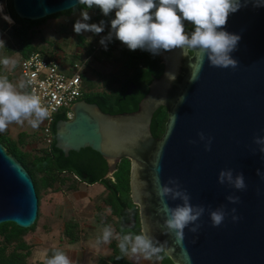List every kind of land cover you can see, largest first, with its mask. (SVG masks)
Wrapping results in <instances>:
<instances>
[{"label": "water", "instance_id": "obj_1", "mask_svg": "<svg viewBox=\"0 0 264 264\" xmlns=\"http://www.w3.org/2000/svg\"><path fill=\"white\" fill-rule=\"evenodd\" d=\"M78 4V0H13L16 13L29 20ZM185 30L189 35L194 31ZM225 30L241 37L230 53L239 63L236 68L211 66L205 57L198 80L190 82L189 63H195V51L186 56L179 48L163 51L164 72L150 84L138 109L113 114L82 98L72 105L71 117L56 123V147L66 156L69 151L91 148L107 160L108 175L122 158L131 160L129 183L141 209L142 231L164 246L173 264H264V176L257 175V169L264 173V153L254 143L256 136L264 137V6L249 2L230 14ZM167 72H175V82H169ZM134 88L131 84L127 94ZM181 95L183 102H179ZM161 105L169 108V118L166 131L156 138L150 123ZM200 132L212 138L211 151L205 149ZM6 150L0 141V224L12 221L28 228L38 217L39 197L31 174ZM223 169H233L234 176L242 172L247 188L220 184ZM157 175L161 184L169 177L178 178L191 203L206 209L198 221L200 230L193 233L191 225L185 228L182 244L148 217L150 203L140 202L144 194L153 197L163 225L165 217L158 212L155 192ZM145 186L150 189L145 191ZM228 195L239 196L240 202L230 203ZM168 203L175 207L182 201L169 199ZM221 205L228 215L214 227L210 211ZM232 208L239 220L232 219Z\"/></svg>", "mask_w": 264, "mask_h": 264}, {"label": "trees", "instance_id": "obj_2", "mask_svg": "<svg viewBox=\"0 0 264 264\" xmlns=\"http://www.w3.org/2000/svg\"><path fill=\"white\" fill-rule=\"evenodd\" d=\"M0 8H2L0 20L3 21L5 32L9 35V39L5 42L8 45L5 48L18 52L20 61L32 52H38L45 58L66 63L65 51L56 45V36L45 33L48 25L55 19L62 17L68 19L78 12L88 11L90 24L103 22V32L95 34L87 31V36L72 30V25L76 23L73 19L70 22L57 23V31L52 30L51 27L49 30L55 35L65 33L68 37L72 35L71 38H75L76 58L87 60L82 73L83 85L78 100L83 98L88 102L97 103L105 112L118 114L138 109L140 101L149 93L150 84L164 72L165 66L161 59L163 51L153 55L139 48L130 50L116 39L114 34L111 40H107L112 31L111 20L115 18V10L105 16L98 7L87 9V6L78 4L69 10L42 19L29 20L21 18L16 13L13 0H0ZM5 15L11 17L12 23L4 19ZM102 38L106 40V46L101 44ZM100 44L101 46L96 49L95 46ZM96 61L107 62L111 66L108 69H101L94 66ZM2 68L3 66H0V69ZM131 84L135 85V88L132 93L127 94ZM63 118H69L65 110L55 115L51 126L53 141L49 144L44 141L41 132L35 134L22 129L16 136L11 135L8 130L0 132V141L5 145L6 151L13 154L31 174L39 197V214L31 227L23 228L12 221L0 224V264H44L43 260L29 261L33 246L26 241L27 234L35 230L39 223L42 200L50 192L58 193L67 190L78 192L80 183L88 186L101 184L105 188L106 203L113 206L112 216L114 214L118 216L119 227H126L120 229L118 234L129 232L139 234L142 231L138 220V209L130 196V159L124 158L117 165L114 174L105 177L108 172V162L97 151L83 148L79 152L69 151L70 154L66 156L63 150L56 147V123ZM168 118L167 106H161L155 111L150 123L154 136L160 137L164 134ZM88 156L93 160L92 163L84 161V158ZM127 220L132 222L133 231L127 228ZM112 221H114L113 217ZM83 231L74 220L64 221L63 235L69 244L81 240ZM110 243L111 254L100 256L96 264H136L129 260L128 256H122L117 247V241ZM166 259L167 264H173L169 257L166 256Z\"/></svg>", "mask_w": 264, "mask_h": 264}, {"label": "clouds", "instance_id": "obj_3", "mask_svg": "<svg viewBox=\"0 0 264 264\" xmlns=\"http://www.w3.org/2000/svg\"><path fill=\"white\" fill-rule=\"evenodd\" d=\"M251 2L255 7L264 6V0H78L80 5L91 9L98 7L105 16L115 10V18L111 20L112 35L126 45L130 50L142 49L151 52L153 55L161 51H172L181 49L186 56L190 50L195 51V63H189L191 68L190 82L198 80L199 71L203 67L205 57L211 66L223 68H236L239 63L230 53L237 49L241 39L240 35L229 33L225 30L230 14L237 12L241 7ZM2 10V8H0ZM82 19L74 24V31L80 34L90 31L100 34L104 31V24L87 23L90 19L88 11L81 13ZM9 23L11 17L5 15ZM184 21L194 26V31L189 35L185 30ZM101 44L106 46V40L101 39ZM0 47H5V42L0 40ZM17 61L11 57H0V66L13 70ZM193 68L196 70L193 71ZM169 82H175V72H167ZM32 84V81L21 79L18 84L12 83L7 76H0V132L7 131L10 124L23 125L27 122L33 129L51 117V111L41 96L33 89L31 92L25 89ZM185 96L179 97L183 102ZM201 141H206L205 149L211 151L212 138L206 137L203 132L198 133ZM190 143H196L192 140ZM254 143L259 145V151L264 153V137L256 136ZM159 171V170H158ZM233 169H223L218 176L220 184H228L235 189L245 190L247 184L244 174L238 173L234 176ZM257 175L264 176L257 169ZM155 192L159 198L158 212L165 217L162 228L167 234L175 237L176 243L182 244L184 230L189 228L193 233L200 230L198 223L205 213L203 205H193L190 193L184 189L178 178L169 177L166 184H161L160 177H155ZM180 200L182 203L175 207L170 206L168 200ZM226 199L236 204L240 197L228 195ZM226 206L210 211L212 225L219 227L225 220L228 213ZM236 208L231 209L232 219L239 220L235 215ZM117 240V247L122 256L142 255L144 259L151 260L153 257L160 258L159 254L165 249L164 246L149 235L146 231L139 234L124 233L116 234L110 226H104L102 234L96 239L97 244L110 243ZM44 264H73L69 256L62 250L56 249L50 257H47Z\"/></svg>", "mask_w": 264, "mask_h": 264}, {"label": "rangeland", "instance_id": "obj_4", "mask_svg": "<svg viewBox=\"0 0 264 264\" xmlns=\"http://www.w3.org/2000/svg\"><path fill=\"white\" fill-rule=\"evenodd\" d=\"M82 12L76 13L70 18L62 17L60 19H55L46 28L45 33L47 35L56 36V45L63 51H65V61L66 63H72L77 60L75 54L77 52L76 41L73 38L68 37L65 33H60L55 35L54 32H50V27L52 30H58L59 22H70L72 19L77 21L81 20ZM90 16V14H89ZM90 23V21H87ZM47 26V25H46ZM72 30L74 26L72 25ZM6 28L3 21L0 20V40L6 42L9 39L8 32L6 33ZM87 31L82 32L84 36H87ZM8 45L5 43V46ZM13 53V54H12ZM8 56L17 61L16 67L13 70L5 69L4 67L0 69V76H7L8 79L14 83L18 84L22 79L20 72V55L18 52L10 51L5 47H0V57ZM94 66L101 69H108L111 64L107 62H94ZM67 69V70H66ZM63 71H69L68 68ZM46 122H43L38 129H33L30 125L25 122L23 125L10 124L8 126V131L11 135L16 136L19 130L25 129L30 133L38 134L42 131V127ZM42 134V133H41ZM107 192L101 184H94L87 187L85 183L79 185L78 192H58L46 194L42 200V205L40 207L41 217L39 223L35 230L30 231L27 234V240L32 247V255L29 261L34 262L36 260L45 261L47 257L53 254L56 249L64 251L72 262L75 264H96L100 256H107L111 254L112 249L108 245L109 243L97 244L96 239L102 234V228L98 226L96 221V216L93 215L92 203L89 202V197L96 199V203L101 201V197L106 196ZM85 197V198H83ZM82 199V200H81ZM77 216L81 219V223L84 226V232H82L81 241L69 244L63 235V224L65 220L71 217ZM112 227V226H111ZM128 259L132 260L137 264H161L158 258L153 257L151 260H146L142 255H128ZM166 261H168L166 259Z\"/></svg>", "mask_w": 264, "mask_h": 264}, {"label": "built area", "instance_id": "obj_5", "mask_svg": "<svg viewBox=\"0 0 264 264\" xmlns=\"http://www.w3.org/2000/svg\"><path fill=\"white\" fill-rule=\"evenodd\" d=\"M20 62L22 79L32 81L25 90L31 92L34 89L51 111V117L44 121L46 124L41 131L44 141L49 144L53 141L51 126L55 115L65 110L68 117L72 116L71 107L81 95L82 73L87 60L77 59L73 64L59 63L32 52ZM61 67L69 71H63Z\"/></svg>", "mask_w": 264, "mask_h": 264}, {"label": "flooded vegetation", "instance_id": "obj_6", "mask_svg": "<svg viewBox=\"0 0 264 264\" xmlns=\"http://www.w3.org/2000/svg\"><path fill=\"white\" fill-rule=\"evenodd\" d=\"M184 23H185V28L186 29H189V30H194V26L193 25H191L189 22H187V21H184ZM161 106H164V105H161ZM160 106V107H161ZM159 107V108H160ZM154 135V134H153ZM154 137H156V136H154ZM161 137V136H160ZM160 137H156V138H160ZM125 158V157H124ZM124 158H122L121 159V161L124 159ZM129 159V158H128ZM84 161H89L90 163H92L93 162V160L88 156V157H86V158H84ZM120 161V162H121ZM119 162V163H120ZM130 162H131V160H130ZM118 163V164H119ZM108 167H109V165H108ZM114 174V173H113ZM112 174V175H113ZM112 175H108V172H107V174L105 175V177H110V176H112ZM80 184H82V183H80ZM84 184V183H83ZM86 185V184H85ZM87 187H90V186H88V185H86ZM150 188L148 187V186H145L144 187V190L146 191H148ZM130 196H131V198H132V202H133V204H135L136 205V207H137V209H138V220H139V223H140V228L142 227V223H141V209H140V206H139V204H137L136 202H135V199L133 198V192H132V189H131V192H130ZM106 196H104V197H101V201L99 202V203H96V199H94L93 197H89V202H93L92 203V212H93V215L94 216H96V221H97V223H98V226L99 227H104V226H107V225H110V226H112V228L114 229V232L116 233V234H118V232L120 231V229H124V228H126V227H119L118 226V216L116 215V214H114L113 216H112V208H113V206H111V204L110 203H106V201H107V198H105ZM83 198H85V197H83ZM82 200V199H81ZM140 202L142 203V204H144V205H147L148 204V202L150 203L149 205V207H148V210L150 211L149 213H150V215L148 216L149 218H154V220H155V222L157 223V225L159 226V227H161L162 228V225L160 224V220H159V217L157 216V213H155L156 212V209H155V200L153 199V197H147L145 194L141 197V199H140ZM112 217H113V219H114V221H112ZM68 220H74L75 222H77L78 224H79V227H80V229H85L84 228V226L82 225V223H81V219H79V217H77V216H74V217H71V218H69ZM135 222V221H134ZM64 225V224H63ZM126 226H127V228L129 229V230H131V231H133V225H132V222L131 221H129V220H127L126 221ZM102 230H103V228H102ZM141 230H142V228H141ZM84 232V231H83ZM81 238H82V235H81ZM165 240V239H164ZM81 241V240H80ZM112 241H117L116 239H113ZM111 241V242H112ZM109 246H110V248H111V243H109L108 244ZM164 253H160L159 254V256H160V258H159V261L161 262V264H167L168 262L166 261V256L167 257H169L168 255H167V253H166V251L164 250L163 251ZM157 258V257H156ZM170 258V257H169ZM137 264V263H136Z\"/></svg>", "mask_w": 264, "mask_h": 264}]
</instances>
